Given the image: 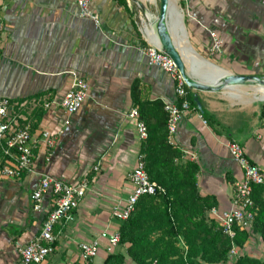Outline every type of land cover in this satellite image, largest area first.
<instances>
[{
    "label": "crops",
    "instance_id": "1",
    "mask_svg": "<svg viewBox=\"0 0 264 264\" xmlns=\"http://www.w3.org/2000/svg\"><path fill=\"white\" fill-rule=\"evenodd\" d=\"M179 1L189 42L202 58L231 73L264 76V0ZM90 9L99 14L100 27L80 16L77 0H0V98L26 104L11 115L26 118L38 138L34 172L0 178V264H18L20 247L41 233L53 194L44 196L40 211L33 209L31 194L45 176L72 184L92 182L75 220L56 226L55 250L44 264H76L80 242L104 230L118 231L122 222L112 213L133 191L129 174L143 143L136 120L129 117L139 108L133 85L137 82L142 102L178 101L174 80L139 50L155 43L147 31L150 18H143L129 0L121 5L94 0ZM212 33L222 41L219 50ZM72 71L89 82L90 91L65 125L61 102ZM197 92L204 113L196 105L185 114L175 143L185 160L200 167V194L215 196L220 209L229 208L243 170L226 144L238 142L264 172V104L238 107L219 91ZM46 101L50 108L43 106ZM46 130L55 136L52 148L42 137ZM5 163L0 142V168ZM249 231L243 253L264 260L261 234ZM115 251L126 253V248ZM109 253L104 244L90 264H103ZM127 261L134 264L128 256Z\"/></svg>",
    "mask_w": 264,
    "mask_h": 264
},
{
    "label": "built area",
    "instance_id": "2",
    "mask_svg": "<svg viewBox=\"0 0 264 264\" xmlns=\"http://www.w3.org/2000/svg\"><path fill=\"white\" fill-rule=\"evenodd\" d=\"M94 0H77L80 16L88 18L98 27L101 26L99 14L90 9ZM214 37V49L219 50L222 41L212 33ZM2 40L0 38V54ZM139 50L146 55L149 63L163 69L175 82V92L178 98L176 102H165V110L168 118V141L177 147L174 135L177 132L180 121L192 108L190 102L189 87L172 58L156 44L142 45ZM72 83L61 106L66 113L65 125L70 124L71 116L75 114L89 96L90 84L77 72L72 71ZM24 103H13L9 98H0V142L1 151L5 155L6 163L0 168V178H22L28 173L34 172L35 149L38 138L32 133L31 125L21 115H11L15 108L25 106ZM51 102H44L47 109ZM129 117L136 120L137 130L140 139L144 142L148 138V126L140 117L139 108H133ZM23 119V122L21 120ZM204 123L206 121L204 120ZM59 133H63L60 130ZM58 133V134H59ZM42 137L48 147L55 145V136L49 131H43ZM227 147L232 158L243 170V177L235 182L234 197L229 208L220 209L213 207L209 211V218L219 224L224 234L234 237L236 228L251 230L257 207L253 199V188L255 185H264V172L262 168L252 163L246 155L244 147L238 142L229 141ZM95 171L99 167H94ZM129 179L133 185V191L125 200L123 206H116L113 210V217L121 222L129 218L134 211L136 203L144 195H154L158 191H164L157 182L152 181L145 168L144 155H140L138 165L130 172ZM92 179H83L77 184H72L45 176L41 179L39 186L32 192L31 200L35 211L43 207L44 196L50 191L53 194V208L46 217L41 233L26 245L19 249L18 264H44L47 258L55 250V228L58 224L72 222L75 220V213L82 200L86 197ZM120 232L104 230L93 240L80 242L78 249L80 253L79 262L76 264H90L99 254L105 244L107 251L112 252L120 244ZM244 255L240 247L234 246L229 257H234V263ZM232 264V263H229Z\"/></svg>",
    "mask_w": 264,
    "mask_h": 264
},
{
    "label": "trees",
    "instance_id": "3",
    "mask_svg": "<svg viewBox=\"0 0 264 264\" xmlns=\"http://www.w3.org/2000/svg\"><path fill=\"white\" fill-rule=\"evenodd\" d=\"M126 4V0H117ZM191 106L196 107L193 91ZM138 84L132 93L139 105L140 117L148 126V138L142 143L145 168L152 181L164 191L144 195L136 203L129 218L122 222L119 246L122 251L110 252L103 264H229L234 246L244 248L251 233L236 228L231 237L224 234L209 211L218 205L215 196H202L198 190L197 162L184 159V152L168 141V118L161 100L142 102L138 99ZM206 118L212 122L207 115ZM263 185H255L253 199L257 214L253 231L264 240ZM235 264H264V260L241 255Z\"/></svg>",
    "mask_w": 264,
    "mask_h": 264
},
{
    "label": "water",
    "instance_id": "4",
    "mask_svg": "<svg viewBox=\"0 0 264 264\" xmlns=\"http://www.w3.org/2000/svg\"><path fill=\"white\" fill-rule=\"evenodd\" d=\"M137 4L145 10L143 3L134 0ZM170 0H160V9L157 17L151 19L153 23L154 37L160 48L168 54L177 65L181 74L183 75L188 87L193 90V98L201 113H204V109L198 97L197 91L204 92H217V91H229L231 96H240L241 88L250 87L256 92V87L264 86V76L260 75H242L231 73L225 69L220 68L214 64L202 58L195 48L190 44V50L195 52L200 59L191 58L189 68L185 62V55L177 48L173 32L170 29L171 25V5ZM148 16V14H147ZM182 23L184 29L188 35L184 16L182 14ZM214 66L217 68V72L208 70V66ZM237 93V94H236ZM255 98H257L255 94Z\"/></svg>",
    "mask_w": 264,
    "mask_h": 264
},
{
    "label": "rangeland",
    "instance_id": "5",
    "mask_svg": "<svg viewBox=\"0 0 264 264\" xmlns=\"http://www.w3.org/2000/svg\"><path fill=\"white\" fill-rule=\"evenodd\" d=\"M129 1L131 2L133 8H136L137 10H141L142 17L145 18V19H146V16H147V10L155 17H157V15L159 13L160 0H145L146 3H143V5L145 6V10L142 9L137 4L136 1H134V0H129ZM137 1H139V0H137ZM176 10H177V13L182 18V12H181V7H180V1L179 0H177ZM219 94H224V96H228L229 98H231V100L233 102H235L238 107L249 106L251 104H254V106H258L259 104H264V91L261 90V89H258L257 87H256V92H254V90L252 88H250V87L241 88L240 96H238V97L231 96L229 91H219ZM255 94H256L257 98H255ZM260 100H263V101H260ZM116 248L117 247H115L114 250ZM234 260H235L234 257L230 258L229 263L233 264Z\"/></svg>",
    "mask_w": 264,
    "mask_h": 264
},
{
    "label": "bare ground",
    "instance_id": "6",
    "mask_svg": "<svg viewBox=\"0 0 264 264\" xmlns=\"http://www.w3.org/2000/svg\"><path fill=\"white\" fill-rule=\"evenodd\" d=\"M141 1H140L141 3H146L145 0H141ZM170 3H171L170 4L171 5V8H170V11H171V25H170V29L173 32V35H174V38H175L174 40L176 42L178 50L185 55L184 59H185L186 65H188V68H189L188 61L191 58L200 59V57L195 52L190 50V42H189V39H188V35H187V33H186L185 29H184V26H183V23H182V18L177 13V10H176L177 0H170ZM147 14H148V17H150L151 19L154 18L152 16V14L148 10H147ZM147 31L149 32L150 35H152V36L155 35L154 34V29H153V23L151 25V28L149 27L147 29ZM153 41L155 42L154 44H156L157 46H160L157 43L155 38H153ZM208 70H210L212 72H217L218 71L216 67L211 66V65L208 66ZM257 88L264 91V86H260V87H257Z\"/></svg>",
    "mask_w": 264,
    "mask_h": 264
}]
</instances>
